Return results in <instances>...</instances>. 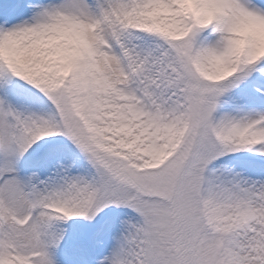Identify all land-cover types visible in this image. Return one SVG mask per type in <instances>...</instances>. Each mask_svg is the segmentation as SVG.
Segmentation results:
<instances>
[{
	"label": "snow or ice",
	"instance_id": "1",
	"mask_svg": "<svg viewBox=\"0 0 264 264\" xmlns=\"http://www.w3.org/2000/svg\"><path fill=\"white\" fill-rule=\"evenodd\" d=\"M0 264H264V0H0Z\"/></svg>",
	"mask_w": 264,
	"mask_h": 264
}]
</instances>
